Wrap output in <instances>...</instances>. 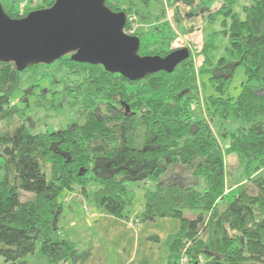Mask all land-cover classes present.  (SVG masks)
I'll return each mask as SVG.
<instances>
[{"label": "trees", "instance_id": "obj_1", "mask_svg": "<svg viewBox=\"0 0 264 264\" xmlns=\"http://www.w3.org/2000/svg\"><path fill=\"white\" fill-rule=\"evenodd\" d=\"M21 1L1 0L12 18L35 9L30 0L20 13L15 4ZM206 1L183 0L190 10L173 13L176 27L184 28L186 12L209 8L214 0ZM236 1L221 0L215 10L226 17L225 27L230 21L222 31L230 41L229 58H221L219 68L211 67L206 54L215 47L209 41L199 68L190 54L172 73L136 81L102 65L76 62L71 55L23 70L0 61V256L5 262L26 264L23 258L40 243L48 264H84L90 251H80L58 226L64 209L60 194L77 191L105 213L130 219L128 207L139 186L145 190L139 221H180L166 264H264V0H250L244 19L233 10ZM54 2L42 0L39 9ZM106 5L126 12L125 30L140 37L141 55L166 56L174 50L177 28L165 6L162 18L148 24L149 15L133 4L122 7L106 0ZM133 16L144 26L135 28ZM42 67H53L61 78L37 93L33 86L25 97L34 94L36 105L49 109L56 107L53 96L61 93L78 106L76 121L45 132L12 126L22 111L11 102L22 74ZM239 67L246 81L235 98L229 89ZM206 73L214 89L209 94ZM216 118L221 122L217 133ZM230 155L240 168L233 175L227 167Z\"/></svg>", "mask_w": 264, "mask_h": 264}, {"label": "rangeland", "instance_id": "obj_2", "mask_svg": "<svg viewBox=\"0 0 264 264\" xmlns=\"http://www.w3.org/2000/svg\"><path fill=\"white\" fill-rule=\"evenodd\" d=\"M13 1V0H5ZM25 1V0H24ZM109 2H116L119 6L127 7L131 4L140 12L149 15L146 19L148 24L156 23L160 18H162V7H166L167 19L175 25L173 13L178 11L190 10L189 6L186 5L183 0H149V3H145L143 0H108ZM198 1V0H196ZM221 0H214L209 8L201 6L199 11H188L187 13V25H184L185 28L175 29L177 36L172 42L170 48L176 49L181 47H188L191 50V54L195 59L196 66L199 68L204 61V56L202 55V50L205 41L213 42L215 47L208 48L206 54L210 57L212 61V68H219V61L221 58H229L227 49L230 47V41L228 36H226L222 31L228 29L230 21L227 18V27L224 26V19L226 18L221 13H216L215 10L219 8ZM207 4L208 0L206 1ZM16 2V8L21 5ZM172 3V4H171ZM9 4V3H8ZM42 0H37L35 4L31 7H35L34 10L39 9V6H42ZM252 5L250 0H237L233 5V10L238 12L240 16L244 19L245 12L244 6ZM20 8V7H19ZM22 10V8L20 9ZM26 12L27 10H23ZM21 13V12H20ZM214 13L213 17L209 19V14ZM170 16V17H169ZM132 20V19H131ZM136 22V23H134ZM133 23L135 28L138 26H144L143 23H140L139 19H135L133 16ZM148 24H146L148 26ZM186 26L194 27L195 30L193 33H190L186 30ZM136 30V29H135ZM126 31V30H125ZM128 31H134L133 29ZM133 33V32H132ZM131 33V35H132ZM129 34V33H128ZM209 68V66H208ZM47 75V76H46ZM62 74L56 73L54 68H41L37 72L31 71L23 73L20 79L19 88L14 92L11 97V102L15 103L21 108V115L17 116L13 122L12 126L15 125H29L32 126L35 130L40 132H45L47 130L53 131L61 128H66L68 125L76 121V114L78 111L77 105H71L68 103V98L61 93L55 94L53 96L54 104L56 107L44 108L38 107L35 103V95L29 94L25 97L26 94L30 93L33 86H36L34 92L37 93L40 88L48 89L53 88L54 85H49L51 79L61 78ZM204 77V78H203ZM203 80L206 82L204 90L206 94L212 93L214 91L209 80V74L206 73L203 75ZM246 81V74L243 67L236 69L233 74L230 82L229 93L232 97H238L242 91V85ZM59 89V88H57ZM201 94L203 89L199 90ZM51 93V91L49 92ZM25 97L26 101L21 99ZM82 122V121H81ZM220 120L215 119L213 124V129L217 133L218 127H220ZM230 127L231 125H227ZM237 157L235 155L227 156V167L228 170L233 174L239 172L240 168H237ZM234 177L229 175V183L233 182ZM134 197L131 205L128 207V211L133 213L136 208L143 203V187L134 186ZM66 192L63 191L60 194V200L64 203V209L58 217V226L63 231V235L66 238H72L75 246L80 249V251H90V257L84 262V264H104L102 258L104 249L108 246H111L110 253L108 258L110 259V264L112 262L116 263V255H114V249L117 250V246L111 244L110 239L107 236L100 233L98 227L101 226L102 221L100 219H91L90 213H105L98 204L92 200H81L74 195H69L66 199ZM24 198L23 194H21ZM86 200V201H85ZM73 205L77 209L73 210ZM87 207L85 210L84 208ZM90 209V210H89ZM137 216V215H136ZM135 216V217H136ZM171 220L175 221L176 224H180L178 219L172 218ZM100 222V223H99ZM146 223V227L142 231L144 234H151L147 240H144L145 246L150 242L146 247L148 253L147 259H145L144 264H166L167 258L170 251V245L172 240L176 237L177 232L174 233L172 230L165 224L157 221H146L141 222ZM100 225V226H99ZM69 226V227H68ZM68 227V228H67ZM70 228V229H69ZM150 240V241H149ZM115 242V241H114ZM117 242V241H116ZM124 242V239H123ZM118 244L121 243V240L118 239ZM150 247L152 250H150ZM139 255V254H138ZM141 256L139 257V259ZM26 261V264H48L46 257L43 256L41 245L38 243L36 250L33 254H29L23 258ZM141 260V259H140ZM0 264H5V260L0 256ZM131 264V263H130ZM138 264V263H137Z\"/></svg>", "mask_w": 264, "mask_h": 264}, {"label": "water", "instance_id": "obj_3", "mask_svg": "<svg viewBox=\"0 0 264 264\" xmlns=\"http://www.w3.org/2000/svg\"><path fill=\"white\" fill-rule=\"evenodd\" d=\"M127 20L126 12L113 11L106 0H55L21 18L8 15L0 0V61L23 70L71 55L76 62L102 65L136 81L160 71L172 73L189 58L188 47L166 56L141 55V39L125 31Z\"/></svg>", "mask_w": 264, "mask_h": 264}, {"label": "crops", "instance_id": "obj_4", "mask_svg": "<svg viewBox=\"0 0 264 264\" xmlns=\"http://www.w3.org/2000/svg\"><path fill=\"white\" fill-rule=\"evenodd\" d=\"M187 22L188 21L186 20L185 25H187ZM151 186L152 184L148 183L147 187H151ZM70 194L76 196L77 198H80L81 200L85 199L77 191H71V192L67 191L65 198L67 199ZM144 194H145V190L143 193V198H144ZM144 202L145 201L143 199V203H141L140 206L136 208L133 213L129 211L130 219H121V218H118V217H115V216H112V215H109L103 212H98V213L93 212L89 214L91 219L97 218V219H100V222L102 221L101 226L99 225L100 227H98V230L100 231V233L107 236L108 239H110L111 244L116 245V246L118 245L117 250L114 249V255H116V263L112 262V264H130V263L131 264H137V263L144 264L145 259H147L148 254H150V252L148 253V251L146 250V247L151 243L149 242L147 246H145L144 240H147L151 234L146 235L142 232L144 228L146 227V223L140 224L141 221H139L138 219V215L143 209ZM85 208L87 209V207ZM72 209L75 211L77 209L79 210V208L78 207L76 208L74 205ZM171 219L172 218H160L158 219V222L167 225L172 230V232L178 233L180 229V224L179 225L176 224V222ZM61 234L63 235L62 230H61ZM70 239L73 241L72 238ZM118 239L121 240L120 244L117 243ZM123 239H124V242H123ZM110 248L111 246H108L106 249H104V253L102 254L103 257H105V260L102 258V261L104 264H110V259L108 258L109 253H110ZM150 250H152L151 247H150ZM140 256H141L140 258L141 260L139 259ZM5 264H11V263L5 262Z\"/></svg>", "mask_w": 264, "mask_h": 264}, {"label": "built area", "instance_id": "obj_5", "mask_svg": "<svg viewBox=\"0 0 264 264\" xmlns=\"http://www.w3.org/2000/svg\"><path fill=\"white\" fill-rule=\"evenodd\" d=\"M29 1L30 0H25V1L23 0L22 3H21V5H19V7H20L19 10L22 8V10H20L21 13H24L23 10H26V6H28ZM36 1L37 0H31V3L30 4L33 5V4L36 3ZM126 32L129 33V34H131L133 31H126Z\"/></svg>", "mask_w": 264, "mask_h": 264}]
</instances>
